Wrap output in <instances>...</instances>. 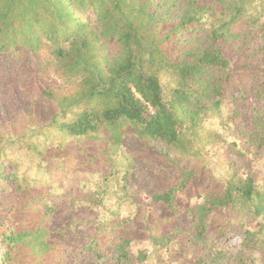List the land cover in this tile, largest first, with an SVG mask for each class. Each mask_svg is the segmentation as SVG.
I'll return each mask as SVG.
<instances>
[{
	"label": "trees",
	"instance_id": "1",
	"mask_svg": "<svg viewBox=\"0 0 264 264\" xmlns=\"http://www.w3.org/2000/svg\"><path fill=\"white\" fill-rule=\"evenodd\" d=\"M255 39L263 67L257 107L249 121L252 131L238 135L245 145L254 147L257 140L264 147V0H0V62L15 59L26 71L53 75L62 83L43 91L54 110L48 123L13 134L0 122V161L12 169L0 165V212L6 216L0 224L5 250L0 264L50 259L55 250L45 240L46 223L63 205L86 202L109 216L97 223L94 237L81 250L98 254L112 246L118 262L133 264L132 240L111 234L119 226L111 222L121 219L111 201H128L127 186L119 183L115 171H102L88 199L78 202L71 194L53 195L45 183L32 181L24 164L14 160V151L41 158L47 147L63 148L58 133L79 141L109 130L115 145L135 135L166 145L178 160L185 153L193 158L200 154L195 144L204 139L206 148L219 136L215 129L207 133L211 114L227 126L222 116L232 81L227 48L244 55ZM54 134L57 143L51 140ZM87 154L81 153L91 159ZM179 171L177 186L153 195L152 202L183 213L184 222L168 219L172 229L150 235L152 250L141 252L138 260L146 262L150 255L182 243L223 260L221 243L234 235L231 229H240L248 253L264 246V188L256 178L230 170L224 179L204 183L202 202L179 211L174 205L178 194L193 189L191 177L200 170L192 166L188 171L180 164ZM218 212L259 219L262 225L251 230L241 220L226 226L213 221ZM30 213L39 218L33 230L19 220ZM33 244L40 248L34 254Z\"/></svg>",
	"mask_w": 264,
	"mask_h": 264
},
{
	"label": "rangeland",
	"instance_id": "2",
	"mask_svg": "<svg viewBox=\"0 0 264 264\" xmlns=\"http://www.w3.org/2000/svg\"><path fill=\"white\" fill-rule=\"evenodd\" d=\"M258 43V39L250 41L249 51L244 55H237L227 48L232 67V81L228 86V96L222 113L227 126L217 119L218 115L213 117L211 114L207 122V133L215 129L219 136L209 147L204 148V139L195 144L200 154L193 158L185 153L182 159L178 160L177 154L169 151L166 145L142 140L135 135L126 136L118 146L112 139L113 132L109 130H102L79 141L58 133L59 139L62 138V149L47 147L45 155L41 158L14 151L13 158L16 162L24 164V169L29 170L32 181L38 185L45 183L53 195L71 194L78 202L88 199V190L97 182L102 171H115L119 183L121 181L127 186L128 201H111L121 218L111 222L114 225L119 222L118 229L111 234L118 233L132 240L130 252L134 257L133 264H199L200 260L204 264H264V246L248 253L242 247L240 229H231L230 232L234 235H230L221 243L225 246L223 260H216L210 250L199 253L197 249L183 246L187 243L161 251L158 255H150L151 259L146 262L138 260L141 252L149 250L150 253L152 250L149 246L150 235L162 234L164 230L172 229L168 219H173L179 224L184 222L183 213L175 214L164 204L152 202L153 195L164 194L177 186L176 183L181 177L180 164H186L188 171L192 170V166H198L200 174L191 177L193 189L178 194L174 205L179 211L202 202L199 195L204 183L212 178L224 179L223 176L230 170L241 177L256 178L264 188V147H260L257 140L254 147L245 145L241 140L242 135H238L240 132L246 134L252 131L249 121L253 119L254 109L257 107L255 93L260 85L259 74L263 69L261 59L257 56L260 47ZM61 85L53 75L41 76L26 71L23 62H17L15 59L1 61L2 127L17 134L23 127L29 130L48 123L54 115V110L43 98V91L57 89ZM58 136L54 134L51 140L59 142ZM82 152L96 158H84ZM0 165L8 171L12 170L4 159L0 161ZM30 214H22L19 220L26 228L33 230L39 218H36L34 213ZM107 216L109 212L93 208L89 202L81 207H60L45 225L48 229L45 240L52 242L55 251L50 259L42 257L36 264H60V261L61 264H122L115 257L112 246L98 254L81 250V247L87 246L94 237L97 223ZM5 219L6 216L0 212V224ZM241 220L244 226L251 230H258L262 225L259 219L250 220L236 213L218 212L213 218L214 222L226 226L229 221ZM39 249L37 246L32 247V254L37 253ZM0 251V254L5 253L1 246Z\"/></svg>",
	"mask_w": 264,
	"mask_h": 264
}]
</instances>
